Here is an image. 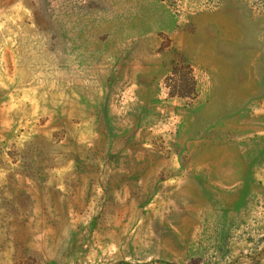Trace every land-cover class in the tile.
I'll return each instance as SVG.
<instances>
[{"label":"rangeland","instance_id":"374dc122","mask_svg":"<svg viewBox=\"0 0 264 264\" xmlns=\"http://www.w3.org/2000/svg\"><path fill=\"white\" fill-rule=\"evenodd\" d=\"M0 264H264V0H0Z\"/></svg>","mask_w":264,"mask_h":264}]
</instances>
